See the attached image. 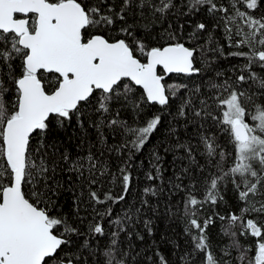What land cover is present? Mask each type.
<instances>
[{
	"label": "snow or ice",
	"instance_id": "6c2138e0",
	"mask_svg": "<svg viewBox=\"0 0 264 264\" xmlns=\"http://www.w3.org/2000/svg\"><path fill=\"white\" fill-rule=\"evenodd\" d=\"M177 219L175 264H264V0H0V264H173Z\"/></svg>",
	"mask_w": 264,
	"mask_h": 264
},
{
	"label": "trees",
	"instance_id": "16d2710c",
	"mask_svg": "<svg viewBox=\"0 0 264 264\" xmlns=\"http://www.w3.org/2000/svg\"><path fill=\"white\" fill-rule=\"evenodd\" d=\"M140 23L143 24L144 21H141ZM185 31L188 32V31H190V29L186 28ZM214 35L216 37L217 45L223 46L224 52L236 51V49H234V48L233 49L228 48L226 38H225L224 33L222 31V27H221V29H215ZM193 43H194V41H193ZM235 63H240V61H237L235 58H229L227 60L221 59V60L216 61V65L218 67V70L222 71V72L223 71L231 72V65L235 64ZM212 74H213L212 71H209L205 75H212ZM182 79L187 80V78H184V77H180V78L173 77V80L170 82H179ZM193 81L195 83H199L200 78L194 77ZM153 111H154L153 108H151V107L147 108L145 110L144 115L141 117L140 123H143V121L145 119H147L152 114ZM192 133H193V130L190 128L188 134H192ZM218 139H220V142L224 145V147L228 151L232 150L231 144L228 143V137L226 135H221L218 137ZM162 142H166L164 140V135L158 134L155 137V139L151 142V144L148 146L145 153L140 156V159L147 161L148 154L152 151V145L159 146L160 143H162ZM192 142H193V144H195V139ZM166 167H167V165H166ZM137 174H139V173H137ZM140 181H141V183L137 184L136 188L133 190L131 196L129 197L130 202L135 201V199L138 196L139 189L142 188L144 186V184L146 183V181H144L143 175H140ZM105 187L107 188L108 185H105ZM111 189L113 192H118L119 191L118 184L111 185ZM228 199H229V203L227 205H221L220 207H218L216 209V211H219L222 215L226 214L228 211H234L235 210V205L233 204L232 199H231V193H229ZM177 203H179L178 199H177ZM120 207H122V205L115 206L116 210H119ZM204 214H210V209L206 208L205 213H203L202 215H204ZM182 229H183V222L179 219L173 221L170 224H168L166 221L158 220L157 221V228H156V236L155 237H146V240H148L150 242L152 239H156L157 244H158L161 252L166 257H168L173 262V264H175L176 259H177V253L172 250L171 245H168V244L162 242L159 239V237L162 235L165 236L166 238L175 237L176 239L179 240L181 247H184L185 246V240L187 238L183 237ZM140 231L143 232V229H140ZM208 235H209V238L211 240V246H212L213 253L217 257L221 256L222 255V249H224L225 245H227L229 243V241H228L227 237L221 235V228H220V222L219 221H217L216 226L211 227L209 229ZM134 243L136 244L137 248L141 252H143L145 249H147L149 247V244L142 243L139 241H134ZM235 255H236L235 252H233V256H235ZM150 264H151V262H150ZM197 264H204V261L202 259H199ZM233 264H235L234 260H233Z\"/></svg>",
	"mask_w": 264,
	"mask_h": 264
}]
</instances>
